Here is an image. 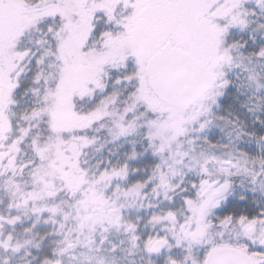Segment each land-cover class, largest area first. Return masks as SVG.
I'll use <instances>...</instances> for the list:
<instances>
[{
	"label": "snow or ice",
	"instance_id": "snow-or-ice-1",
	"mask_svg": "<svg viewBox=\"0 0 264 264\" xmlns=\"http://www.w3.org/2000/svg\"><path fill=\"white\" fill-rule=\"evenodd\" d=\"M0 264H264V0H0Z\"/></svg>",
	"mask_w": 264,
	"mask_h": 264
}]
</instances>
